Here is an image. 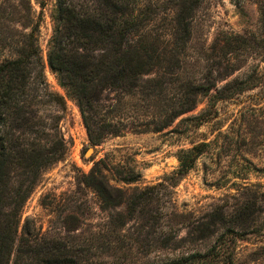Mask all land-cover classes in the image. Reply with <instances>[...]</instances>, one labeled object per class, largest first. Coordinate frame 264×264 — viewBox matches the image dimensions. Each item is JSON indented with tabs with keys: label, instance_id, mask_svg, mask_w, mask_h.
I'll return each instance as SVG.
<instances>
[{
	"label": "trees",
	"instance_id": "trees-1",
	"mask_svg": "<svg viewBox=\"0 0 264 264\" xmlns=\"http://www.w3.org/2000/svg\"><path fill=\"white\" fill-rule=\"evenodd\" d=\"M201 2L56 0L46 62L66 96L76 100L92 144L97 145L108 136H121L126 129L139 134L162 132L193 111L200 98L207 99L209 109L178 123L196 128L214 115L212 99L218 97L211 93L215 87L210 82L212 73L198 80L186 70V65H190L185 58L192 38L191 24ZM258 10L264 38V0ZM18 13L21 27L28 32L18 35L10 44V55L0 60V264H138L139 256L162 250L176 252L184 241L191 244L216 235L204 253L185 251L164 261L155 259L141 264H234L232 253L225 252L229 247H225L222 230L227 228L234 233L239 213L250 207L254 208V222L263 216L262 229L258 228L259 223H254V232L264 230V200L263 206H259L255 194L254 199H244L231 212L222 208L213 210L209 216L210 222H215L211 225L213 230L205 225L198 230L203 221H187L172 205L169 211L156 217L149 207L150 191L156 190L152 186L127 196L125 220L132 232L125 240L122 238L125 220L120 219L118 225L116 213V220L110 214L108 224L98 230L58 237H19L20 212L25 201L39 183L42 172L62 161L65 153L57 126L59 117L51 118L50 124L48 118L38 116L37 108L47 104L64 112L65 103L47 88L38 24L28 15L24 23L21 12ZM223 38L225 54L238 43L245 44L242 36ZM258 40L254 35V44ZM103 95L111 99L104 115L90 100L102 99ZM206 147V143H197L178 152V167L172 173L175 183L170 187L194 167ZM123 169L115 172L119 180L137 181L132 171L125 173ZM92 183L97 194L107 193L102 182ZM135 216L142 225L150 222L147 230H141ZM160 220L165 223L159 225L155 236L154 225ZM183 226L192 230L187 240L176 235Z\"/></svg>",
	"mask_w": 264,
	"mask_h": 264
},
{
	"label": "rangeland",
	"instance_id": "rangeland-1",
	"mask_svg": "<svg viewBox=\"0 0 264 264\" xmlns=\"http://www.w3.org/2000/svg\"><path fill=\"white\" fill-rule=\"evenodd\" d=\"M260 1L263 0H202L195 12L185 61L190 63L186 65L187 73L196 75L198 80L212 73L210 82L215 87L211 93L218 99H212L214 115L207 122L196 128L178 123L209 109L207 99L200 98L193 111L179 117L162 132L139 134L126 129L121 136H108L95 145L87 137L76 100L66 96L47 66V43L52 34L56 0H0V60L10 55L12 41L28 32L21 27L18 12L24 17L21 20L24 23L28 15L38 24V45L47 88L65 103L64 112L47 104L37 108L38 116L48 118L50 124L51 118L59 117L57 126L65 153L62 161L42 172L39 183L25 201L20 212L19 237H58L70 232L98 230L108 224L110 214L115 220L119 217L116 220L119 225L120 219L127 218L124 204L127 196L152 186L156 190L150 191L149 207L156 217L169 211L172 205L187 221H203L198 230L215 225L209 218L213 210L222 208L231 212L244 199H254V194L258 205L263 206L264 38L258 10ZM225 35L242 36L245 44L238 43L225 54L221 42ZM254 35L259 38L255 44ZM105 97L90 99L102 115L111 100ZM197 143L207 144L205 152L170 187L175 183L172 173L178 167V152ZM121 168L125 173L132 171L137 181L119 180L115 172ZM96 180L107 190L103 196L91 187ZM115 213L118 217H114ZM262 217L261 214L258 222H254V208L250 207L239 213L234 233L227 228L222 230L225 247H229L225 252L232 253L234 264H264V230L254 232V223H259L258 228L262 229ZM135 218L141 230H147L150 222L145 226L140 218ZM124 223L122 238L125 240L132 231L129 221ZM164 223L165 220H160L154 225L155 236L159 225ZM189 232L192 230L183 226L177 238L187 240ZM217 236L191 244L184 241L176 252L162 250L139 256L138 264L155 259L164 261L185 251L204 253Z\"/></svg>",
	"mask_w": 264,
	"mask_h": 264
}]
</instances>
